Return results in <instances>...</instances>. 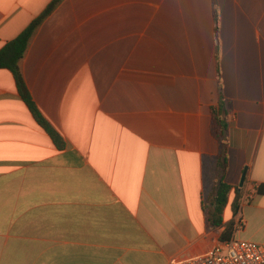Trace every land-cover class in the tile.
I'll use <instances>...</instances> for the list:
<instances>
[{
  "label": "crops",
  "instance_id": "1",
  "mask_svg": "<svg viewBox=\"0 0 264 264\" xmlns=\"http://www.w3.org/2000/svg\"><path fill=\"white\" fill-rule=\"evenodd\" d=\"M53 1L0 0V51ZM19 66L65 147L0 69V264H171L214 247L220 84L224 223L264 244V0H61Z\"/></svg>",
  "mask_w": 264,
  "mask_h": 264
},
{
  "label": "trees",
  "instance_id": "2",
  "mask_svg": "<svg viewBox=\"0 0 264 264\" xmlns=\"http://www.w3.org/2000/svg\"><path fill=\"white\" fill-rule=\"evenodd\" d=\"M61 0H54L47 10L35 21H33L16 39L11 41L0 51V69L10 70L16 80L19 93L27 104L28 108L34 115L37 123L51 136L56 146L61 150L65 147V143L62 140L61 135L50 125V123L44 118L39 111L36 103L34 102L25 79L21 72L19 62L24 57L28 47L30 38L32 37L35 29L43 21V19L60 3ZM216 17V38L218 39V13L215 12ZM217 60L219 64V52L220 45L217 40ZM212 123L211 131L213 137L218 141L220 146V152L218 156V168L220 171V177L215 184L214 190L208 200L209 212L208 222L210 226L215 229L224 228L220 235V241H227L233 238L235 232L239 230L235 221L224 223L223 215L224 211L229 205V196L233 190V187L226 184L223 180V174L227 170V148H228V112L226 109V100L222 94V86H219V100L218 106L212 107ZM244 182L240 188H234L235 197L231 204L233 215L236 216L241 208V200L243 197L244 187L247 183V170L245 171ZM258 194H264V185H261L258 190Z\"/></svg>",
  "mask_w": 264,
  "mask_h": 264
},
{
  "label": "built area",
  "instance_id": "3",
  "mask_svg": "<svg viewBox=\"0 0 264 264\" xmlns=\"http://www.w3.org/2000/svg\"><path fill=\"white\" fill-rule=\"evenodd\" d=\"M171 264H264V244L233 237L218 243L207 252L172 259Z\"/></svg>",
  "mask_w": 264,
  "mask_h": 264
},
{
  "label": "rangeland",
  "instance_id": "4",
  "mask_svg": "<svg viewBox=\"0 0 264 264\" xmlns=\"http://www.w3.org/2000/svg\"><path fill=\"white\" fill-rule=\"evenodd\" d=\"M230 213H231V212H230V207H227L226 210H225V214H224L225 217L228 218V217L230 216ZM237 238H239V237H237ZM240 239H241V238H240Z\"/></svg>",
  "mask_w": 264,
  "mask_h": 264
},
{
  "label": "water",
  "instance_id": "5",
  "mask_svg": "<svg viewBox=\"0 0 264 264\" xmlns=\"http://www.w3.org/2000/svg\"><path fill=\"white\" fill-rule=\"evenodd\" d=\"M244 177H245V174H244V176H243V179H242V182H241V186H242V184H243V182H244Z\"/></svg>",
  "mask_w": 264,
  "mask_h": 264
}]
</instances>
